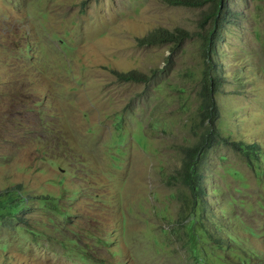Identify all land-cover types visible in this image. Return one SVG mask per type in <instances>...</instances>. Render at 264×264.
Returning <instances> with one entry per match:
<instances>
[{
  "label": "rangeland",
  "instance_id": "374dc122",
  "mask_svg": "<svg viewBox=\"0 0 264 264\" xmlns=\"http://www.w3.org/2000/svg\"><path fill=\"white\" fill-rule=\"evenodd\" d=\"M229 4L201 202L177 178L201 7L0 0V188L23 185L0 198V264H264V0ZM158 28L185 38L143 40Z\"/></svg>",
  "mask_w": 264,
  "mask_h": 264
},
{
  "label": "trees",
  "instance_id": "16d2710c",
  "mask_svg": "<svg viewBox=\"0 0 264 264\" xmlns=\"http://www.w3.org/2000/svg\"><path fill=\"white\" fill-rule=\"evenodd\" d=\"M167 3L186 6H200L198 30L201 40L200 50L204 58L205 65L202 69L199 89V122L202 124L197 140L192 144L180 145L181 164L177 170V178L179 182L188 189L191 196L203 202L204 190L202 184L203 165L206 154L211 147L220 141V130L218 127V119L220 112L216 103L215 96L221 92L222 75L216 66L215 54H217V42L222 37V29L227 23L234 20L235 10L230 6L229 0H165ZM174 32L167 28H158L150 32L143 40L145 42H161L173 41V43H181L185 38L183 28H176ZM118 73V71L114 70ZM126 75H132L133 78L139 80L145 79L147 76L143 72L136 70L129 71ZM22 183H10L0 188V198L9 196L13 192L21 190ZM223 225L217 224L219 230L223 229ZM228 234H232L228 231ZM224 237V235H223ZM236 239H238L235 236ZM220 242L225 237L217 238Z\"/></svg>",
  "mask_w": 264,
  "mask_h": 264
}]
</instances>
